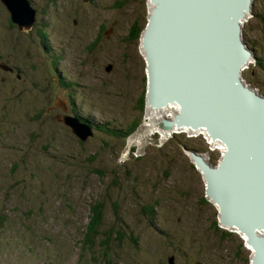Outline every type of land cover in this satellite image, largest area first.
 I'll use <instances>...</instances> for the list:
<instances>
[{"label": "rangeland", "instance_id": "1", "mask_svg": "<svg viewBox=\"0 0 264 264\" xmlns=\"http://www.w3.org/2000/svg\"><path fill=\"white\" fill-rule=\"evenodd\" d=\"M28 1L37 23L23 52L29 77L0 79V264H168L171 255L173 264H251L246 236L222 227L192 158L217 165L224 152L203 132L166 126L175 111L159 120L168 135L144 133L142 37L153 2ZM251 3L239 21L252 51L241 72L264 97V0ZM55 99L66 109L54 113L76 116L93 135L81 141L47 114ZM96 202L102 222L84 247Z\"/></svg>", "mask_w": 264, "mask_h": 264}, {"label": "bare ground", "instance_id": "2", "mask_svg": "<svg viewBox=\"0 0 264 264\" xmlns=\"http://www.w3.org/2000/svg\"><path fill=\"white\" fill-rule=\"evenodd\" d=\"M165 1L166 0H162L163 4ZM210 1L212 3L211 9L201 17L200 1L172 0L169 5L166 4L167 13L169 12L171 17L179 6H184L186 10L194 12L200 17L199 22L202 25L206 39V46L203 48H200L201 34H199L193 49L188 47L179 55L169 51V60L172 64L174 73L181 80L190 77L193 81L204 84L207 77V70L202 64L203 61L209 69L216 72L217 80L230 83V85L218 87V92L224 103L226 112L223 118L216 114L221 102L219 97L212 93H207V96L211 97V103L206 102V100L200 101V107H208L206 109L209 110L210 118L214 120L215 118L223 120L222 122L225 124L224 127H226L231 136L238 141L239 148L241 152H243L242 158L233 156L229 161L228 167L226 166L227 170L223 171L222 176L226 181L219 184L221 191H218V187H211V193L214 195L215 199L211 198V196L210 198L216 204L218 216H220V207H222L220 203L222 202L230 211L236 213L240 220L250 222L252 219L261 218V211L264 209V199L262 196L264 192V153L263 149L258 150L260 145L258 142L260 139L259 129L264 128V110L259 106L261 103L260 98L251 91L250 93L245 91V86L240 80L239 69L243 61L240 55V50L242 48L238 45L241 40V35L239 34L241 30L239 28V21L241 19L244 20L247 11H250V5L247 10H244L245 8L243 9L242 13H245V16L240 18L237 13L243 8L244 0ZM150 6L152 14L156 4L153 2L150 3ZM161 8L164 9V5ZM158 14V20L155 21L153 29L148 34V44L152 51L160 55L163 48L162 31L165 26V20L167 23L169 16L167 17L166 13H160L159 11L156 13V16ZM176 14L179 15L178 12H176ZM182 16L184 19H188L186 13H183ZM144 55L146 56L145 51ZM168 92L172 94L173 88L170 87ZM160 94L161 93L156 90V93L152 96L157 97ZM150 105H147V114L151 124L150 127H145L146 130L144 133H150L154 130L156 132L162 131L164 133L162 134L163 137L168 135L166 131L158 128L159 123L162 127V122L159 120L165 118L166 115L169 116L170 111H175V116L180 110L179 102L174 100L173 102H166L165 104L157 106ZM173 129L196 135H200L202 132L206 134L204 128L186 129V127H175L174 125ZM212 145H215L221 152L226 151L224 142L220 143L215 141ZM205 183L207 187L208 183L206 178ZM232 219L234 221L228 224L221 223L223 225L222 227L234 232L239 231L245 236V233L239 229L241 225L238 224V221L236 222L235 218ZM252 227L254 226H251V231H253L257 237L264 234L263 227L254 229H252ZM244 236H242L243 239ZM262 241H264V237L255 242L256 247H252V242H247L251 245H248V249H253V256L257 251L264 254V247L261 246L263 243ZM262 260H264V256ZM262 264H264V262H262Z\"/></svg>", "mask_w": 264, "mask_h": 264}, {"label": "water", "instance_id": "3", "mask_svg": "<svg viewBox=\"0 0 264 264\" xmlns=\"http://www.w3.org/2000/svg\"><path fill=\"white\" fill-rule=\"evenodd\" d=\"M151 1L156 4V7L152 11L142 37L143 48L146 52L147 62V99L149 101V104L155 106L165 104L166 102H172L174 100L179 102L180 110L173 119L169 120L166 126H171V128H173V126L175 125V127H186V129L204 128L206 130V135H209V137L211 138L210 144L214 143L215 141L225 143L226 151H224L223 156L219 164L217 165H211L200 155H196L194 153L192 154L194 162L199 168L202 169L207 180V194L211 196V198L215 199L214 195L211 193V187H218V191H221L219 184L226 181L222 177L223 171L227 170L228 163L233 158V156L242 158L243 152H241L239 148L238 141H236V139L231 136L226 127H224L225 124L222 122L223 120L219 118H215V120L210 118L209 110L206 109L208 107H200V101L206 100V102L211 103V97L207 96V93H212L215 96L219 97L221 102L219 104V110L216 114L223 118V115L226 114V112L224 103L218 92V87L222 85H230V83L217 80L216 72L209 69L202 61V59V64L207 70V77L204 81L205 83H198L196 81H193V79L190 77L181 80L174 73L172 64L169 60V51L179 55L188 47L193 49L195 47L196 39L199 34H201L200 48L206 46L205 34L202 25L199 22V18L211 9L212 3L210 0H196L200 1L201 3L200 17H198L194 12L186 10L184 6H179L174 11L171 17L169 12L167 13L166 4L169 5L172 0H166L164 4L162 0ZM0 2L4 5L10 15L11 21L18 27L19 30L28 32L33 27L35 23V10L28 0H0ZM250 4V0H244L243 8L237 13L240 18H243L245 16V13L243 14L242 11L244 8V10H247ZM163 5L164 9L161 8ZM158 11L160 13H166L167 17L169 16L167 23L165 20V26L162 31L163 48L160 55L152 51L148 44V34L153 29L155 21L158 20L159 14L156 16V13ZM176 12H178L179 15L176 14ZM183 13L187 14L188 19L183 18ZM247 16L248 14H246L245 18H247ZM239 28L241 29L240 22ZM238 45L240 48H242L240 50V55L243 58V61L241 62L239 67L240 80L244 84L245 91L247 93H250L251 91L260 98L261 103L259 106L262 110H264V97L260 94H257V92H255L249 85H247L242 80L241 76V71L246 67L248 62L247 60L251 55V52L241 40L239 41ZM104 69L106 72H109L111 69V65L106 64ZM170 87L173 88L172 94L171 92H168V89H170ZM156 90L161 94L157 97H154L152 95L156 93ZM57 121H61L65 125L69 126L73 131L72 133H74L81 141H84L88 136L93 135V131L86 125V123H82L79 118H76V116L73 117L71 115H64L60 118H57ZM174 130L177 129H173L172 131ZM259 131L260 139L258 142L260 145L258 147V150L263 149L264 153V128H260ZM262 196L264 199V192ZM220 204H222V207H220V216L218 217L219 221L222 224H228L229 222L234 221L232 218H235L236 222L238 221V224L241 225L239 229L245 233L247 242H252V247H256L255 242L259 239H262V237H264V234L257 237L254 232L251 231V226H254L252 227V229L259 227L264 228V209L261 211V218L252 219V221L248 222L240 220L238 215L230 211L222 202ZM262 242L263 243L261 246L264 247V241ZM263 256L264 254H262L260 251H257L252 257L251 264H262V262H264V260H262ZM173 257L174 256L171 255L167 258L168 264H173ZM196 264L200 263L197 262Z\"/></svg>", "mask_w": 264, "mask_h": 264}, {"label": "flooded vegetation", "instance_id": "4", "mask_svg": "<svg viewBox=\"0 0 264 264\" xmlns=\"http://www.w3.org/2000/svg\"><path fill=\"white\" fill-rule=\"evenodd\" d=\"M2 8L5 9L7 13V17L5 21H0V27L6 29L5 34L3 33L0 34V75H1L0 79L2 81L7 79L8 83L25 82L26 77L27 76L29 77V74L26 72V66H23V62L25 63L23 52L27 46L26 36H28L31 33L32 28L35 29V27L37 26L36 17L33 27L27 33H25L19 30L18 27L11 21L10 15L3 5ZM34 10L36 11L35 8ZM15 51H16V56H15ZM15 62H17V64H15ZM242 80L244 81L243 78ZM50 102L52 104L48 105L47 114H52L54 116L58 115L56 117V120L57 118H60L64 115H68L61 110L54 113L57 104L60 105L63 110H65L66 105L64 103H61L60 101L57 103L56 99L52 101L50 100ZM68 108L70 110V112L68 113H73V109L75 107H73L70 104V107Z\"/></svg>", "mask_w": 264, "mask_h": 264}, {"label": "trees", "instance_id": "5", "mask_svg": "<svg viewBox=\"0 0 264 264\" xmlns=\"http://www.w3.org/2000/svg\"><path fill=\"white\" fill-rule=\"evenodd\" d=\"M25 32V31H23ZM27 33V32H25ZM143 97L144 95L141 97L140 103H143ZM135 126L133 125L130 129H128L126 132L122 133L123 137H127L128 135H130L131 130H133ZM146 214H151V210L147 209L144 211ZM102 222V209H101V205L99 204V202L94 205L91 206V212L89 215V220L87 221V223L85 224V233H84V237L82 239L83 245L84 247H91L93 245V239L95 238V236L98 233V228L100 226ZM105 257V255H104Z\"/></svg>", "mask_w": 264, "mask_h": 264}]
</instances>
